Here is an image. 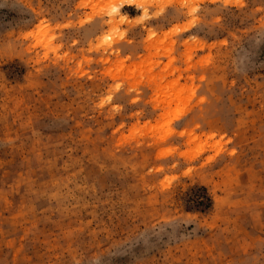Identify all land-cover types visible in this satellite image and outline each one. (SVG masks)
Returning a JSON list of instances; mask_svg holds the SVG:
<instances>
[{
    "label": "rangeland",
    "instance_id": "rangeland-1",
    "mask_svg": "<svg viewBox=\"0 0 264 264\" xmlns=\"http://www.w3.org/2000/svg\"><path fill=\"white\" fill-rule=\"evenodd\" d=\"M0 264H264V0H0Z\"/></svg>",
    "mask_w": 264,
    "mask_h": 264
},
{
    "label": "trees",
    "instance_id": "trees-1",
    "mask_svg": "<svg viewBox=\"0 0 264 264\" xmlns=\"http://www.w3.org/2000/svg\"><path fill=\"white\" fill-rule=\"evenodd\" d=\"M206 200L210 202V199L206 198ZM200 204H202V203H200Z\"/></svg>",
    "mask_w": 264,
    "mask_h": 264
}]
</instances>
